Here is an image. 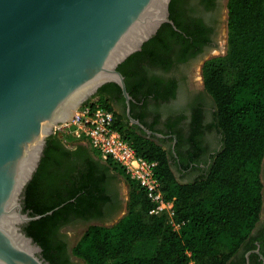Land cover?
<instances>
[{"label": "trees", "instance_id": "trees-1", "mask_svg": "<svg viewBox=\"0 0 264 264\" xmlns=\"http://www.w3.org/2000/svg\"><path fill=\"white\" fill-rule=\"evenodd\" d=\"M175 1L169 3L170 19ZM226 9L225 52L202 65L203 85L214 102L215 121L222 135L221 148L204 173L186 182L177 180L170 163L174 155L138 134V127L123 120L102 96L103 87L110 83L93 96L113 111L115 125L131 140L138 155L157 162L156 175L166 198L173 202V219L179 227L174 229L164 216L149 213L151 201L122 168L109 160L101 165L88 147L80 144L71 150L52 134L46 138L39 166L23 198V210L31 216L53 210L23 228L50 264H61L53 257L50 242L59 218L68 209L82 211L104 183L106 171L123 177L128 188L126 211L113 224H91L80 234L72 254L84 264H230L247 241L262 206L264 0H227ZM165 26L117 66L125 81L128 67L147 53ZM49 164L52 168L62 164V177L76 172V189L54 197L51 184L42 187L43 169Z\"/></svg>", "mask_w": 264, "mask_h": 264}, {"label": "water", "instance_id": "water-1", "mask_svg": "<svg viewBox=\"0 0 264 264\" xmlns=\"http://www.w3.org/2000/svg\"><path fill=\"white\" fill-rule=\"evenodd\" d=\"M170 1L0 0V264H49L21 227L53 212L22 203L46 138L105 83L129 104L117 66L173 24Z\"/></svg>", "mask_w": 264, "mask_h": 264}, {"label": "flooded vegetation", "instance_id": "flooded-vegetation-1", "mask_svg": "<svg viewBox=\"0 0 264 264\" xmlns=\"http://www.w3.org/2000/svg\"><path fill=\"white\" fill-rule=\"evenodd\" d=\"M226 2L176 0L173 24L162 23L166 25L163 34L153 40L147 53L137 57L127 69L128 78L126 81L124 78V82L130 95L129 104L116 83L117 86L111 85L113 82L105 83L107 86L102 89V96L113 110L130 125L138 127V134L174 155L175 158L170 160L171 169L175 176L182 178L204 173L222 145V135L215 121V105L203 85L202 65L223 48L221 36L226 28ZM128 107L129 115L150 133L130 122ZM79 145L65 146L74 150ZM93 158L103 164L97 157ZM62 170V164L54 168L49 164L43 169L42 187L51 184L49 190L54 197L67 194L78 185L76 172L62 177ZM103 176L104 183L96 189L97 194L85 202L82 211L68 209L55 225L50 238L51 251L61 264H84L72 254L77 235L91 224L111 225L126 211L128 194L125 199L115 172L106 171ZM260 177L262 206L259 220L247 241L232 256L230 264H264L261 258L264 257V157ZM24 225L21 226L23 231ZM40 256L43 257L42 251Z\"/></svg>", "mask_w": 264, "mask_h": 264}, {"label": "built area", "instance_id": "built-area-1", "mask_svg": "<svg viewBox=\"0 0 264 264\" xmlns=\"http://www.w3.org/2000/svg\"><path fill=\"white\" fill-rule=\"evenodd\" d=\"M54 134L64 145H84L101 161L109 160L122 168L145 191L152 203L149 213L164 216L174 229L179 227L173 219V202L166 198L156 175L157 162L138 155L131 140L115 125L113 111L103 107L98 97L92 96L74 111L69 121L56 125Z\"/></svg>", "mask_w": 264, "mask_h": 264}, {"label": "rangeland", "instance_id": "rangeland-1", "mask_svg": "<svg viewBox=\"0 0 264 264\" xmlns=\"http://www.w3.org/2000/svg\"><path fill=\"white\" fill-rule=\"evenodd\" d=\"M221 38H222L223 48L218 53L216 52L215 53V56L221 55V54H223L225 52V49H226V28L224 29V32H223ZM115 175H116V182L118 184V187L121 188V191L124 193V198L126 199V197H127L126 195H127V192H128L127 185L124 182V179H123V177L121 175H119L117 173ZM176 176H177L176 177L177 180L182 181V182H186V181H189V180H192L193 178H195V177H185V178H182L179 175H176ZM82 232H83V230L77 236L79 237Z\"/></svg>", "mask_w": 264, "mask_h": 264}]
</instances>
